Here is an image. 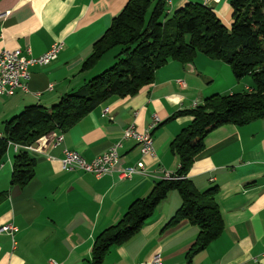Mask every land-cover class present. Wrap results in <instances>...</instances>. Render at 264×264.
Returning a JSON list of instances; mask_svg holds the SVG:
<instances>
[{
  "label": "crops",
  "instance_id": "0c3cea01",
  "mask_svg": "<svg viewBox=\"0 0 264 264\" xmlns=\"http://www.w3.org/2000/svg\"><path fill=\"white\" fill-rule=\"evenodd\" d=\"M128 1L0 0V51L29 49L40 56L53 43L64 42L56 59L30 67L28 91L0 96V129L26 105L50 107L110 66V51L117 49L116 55L120 47L107 51L94 66L84 65L95 41ZM190 2L207 4L206 0H168L167 7L171 13ZM229 2L208 3L227 25L232 21ZM245 79L238 81L229 64L201 53L185 64L170 59L137 94H112L67 130L55 128L30 144L35 174L24 187L11 185L18 153L11 143L0 161V192L7 193L0 202V228L8 224L15 229L0 232V264H51V260L89 264L97 235L117 223L135 199L147 197L165 171L178 170L179 157L171 143L192 116L170 117L194 108V102L203 104L213 94L245 89L249 85L243 83ZM106 108L109 113L104 115ZM155 116L159 118L153 129L155 156L143 155L135 140L125 139L120 160L107 175L63 168L64 149L78 150L91 161L120 139L128 125L148 129ZM59 135L64 138L57 143ZM204 142L186 177L200 192L218 187L224 230L194 256L192 264H264V119L221 125ZM139 161L144 162L145 172L121 177L124 168L136 167ZM181 203L180 193L171 190L139 232L111 247L103 264H149L157 252L165 264H187L198 227L188 219L167 225Z\"/></svg>",
  "mask_w": 264,
  "mask_h": 264
},
{
  "label": "trees",
  "instance_id": "16d2710c",
  "mask_svg": "<svg viewBox=\"0 0 264 264\" xmlns=\"http://www.w3.org/2000/svg\"><path fill=\"white\" fill-rule=\"evenodd\" d=\"M167 3L168 0L154 4L151 0H129L95 41L84 66H94L107 51L120 47L115 62L50 107L26 105L5 120L0 129V161L11 143L20 146L14 157L11 185L24 187L34 177L36 165V159L24 146L55 128L67 130L112 94H137L155 80L157 69L170 59L185 64L201 53L229 64L238 81L251 78L249 91L245 88L216 93L205 98L203 104L170 117L192 116L171 143L179 157L176 174L185 177L161 179L147 197L135 199L117 223L97 235L89 264H103L111 247L139 232L171 190L180 193L182 203L167 225L188 219L198 227L196 240L186 254L187 264H192L194 256L222 234L224 221L216 197L218 187L198 191L186 177L189 168L204 149L205 137L211 131L227 123L246 125L264 119V0H230V26L210 5L190 2L170 13ZM6 195L0 192V202Z\"/></svg>",
  "mask_w": 264,
  "mask_h": 264
},
{
  "label": "built area",
  "instance_id": "2783aa9c",
  "mask_svg": "<svg viewBox=\"0 0 264 264\" xmlns=\"http://www.w3.org/2000/svg\"><path fill=\"white\" fill-rule=\"evenodd\" d=\"M64 42L58 41L40 56H33L29 49L24 53L21 49H3L0 51V96L12 95L16 91H28V84L31 78L30 67L32 65H46L56 59L63 49ZM181 84L182 79H178ZM197 104L196 102L194 103ZM109 113V108L104 110V115ZM159 118L155 116L154 122L148 129L139 130L135 124L128 125L124 130L120 139L112 143V145L102 154L88 161L78 150L64 149V157L62 166L66 170L81 169L85 172H90L96 177H102L112 172L115 164L120 160V149L125 139H133L140 146V151L143 155H156L155 139L153 129L157 126ZM64 136L57 137V143L63 140ZM15 148L20 146L15 144ZM30 145L24 146L29 150ZM137 172H145V164L139 161L137 166L126 167L121 171V177L131 178ZM184 175L176 173L164 172L163 179H183ZM14 226L4 225L0 228V232L12 233ZM51 264H59L51 260ZM149 264H165L160 252L153 255Z\"/></svg>",
  "mask_w": 264,
  "mask_h": 264
},
{
  "label": "rangeland",
  "instance_id": "374dc122",
  "mask_svg": "<svg viewBox=\"0 0 264 264\" xmlns=\"http://www.w3.org/2000/svg\"><path fill=\"white\" fill-rule=\"evenodd\" d=\"M206 2H207V5H210V4H208L209 2H210V3H212V2H213V3H219L220 0H206ZM210 6H211V5H210ZM229 6L231 7L230 2H229ZM212 7H213V6H212ZM214 9H215V8H214ZM231 14H232V9H230V11H229V13H228V16H231ZM221 19L223 20L224 23H226V22H225V18H224L223 16H221ZM226 24H227V23H226ZM228 26H230V24H229ZM114 51H117V49H114V50L112 49V50L110 51V53H109V57H110L111 55H113V56H112L113 58L110 59V60H111V61H110V64H113V63L115 62V60H116L115 55H114V53H115ZM113 52H114V53H113ZM112 53H113V54H112ZM116 53H117V52H116ZM229 66H230V65H229ZM250 81H251V78H250V77H246V79L243 81V83H244V82H247V83L249 82V83H250ZM246 89H247L248 91L251 90L249 86H246ZM194 103H195V102H194ZM196 103H197V102H196ZM198 105H200V104H198V103H197L196 105L194 104V107H197ZM162 257H163V256H162Z\"/></svg>",
  "mask_w": 264,
  "mask_h": 264
},
{
  "label": "bare ground",
  "instance_id": "6f19581e",
  "mask_svg": "<svg viewBox=\"0 0 264 264\" xmlns=\"http://www.w3.org/2000/svg\"><path fill=\"white\" fill-rule=\"evenodd\" d=\"M210 3V2H209Z\"/></svg>",
  "mask_w": 264,
  "mask_h": 264
}]
</instances>
